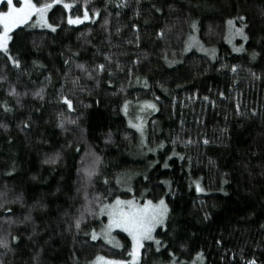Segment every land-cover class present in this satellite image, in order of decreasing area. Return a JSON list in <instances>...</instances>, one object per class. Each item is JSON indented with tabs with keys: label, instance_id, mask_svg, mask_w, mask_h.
Masks as SVG:
<instances>
[{
	"label": "trees",
	"instance_id": "obj_1",
	"mask_svg": "<svg viewBox=\"0 0 264 264\" xmlns=\"http://www.w3.org/2000/svg\"><path fill=\"white\" fill-rule=\"evenodd\" d=\"M65 2L74 7L67 12L56 5L48 13L49 23L59 25L55 33L26 27L13 31L10 54L21 60V69L0 53V105L7 102L12 108L5 112L0 107V125L5 126L0 127V193H6L2 199L7 200L22 196L21 202L6 205L11 212L0 209V235L7 236L13 249H0V260L89 264L97 255L129 260L131 241L124 234L116 235L123 246L116 249L92 241L83 231L75 236V229L66 231V221L85 203L76 191L78 169L95 153L102 163L89 198L91 193L108 195V202L116 196H135L139 202L164 198L169 206L166 229L155 233L166 247L157 252L153 242L146 243L140 264H170L173 256L180 264H247L253 258L264 264V0H141L138 17L136 0H128L127 8L108 7L112 14L107 30L102 27L107 15L104 0ZM153 4L162 12L157 13ZM85 7L90 17L93 8L100 9L95 22L68 25L67 16H82ZM238 16L245 17L249 39L238 40L245 50L234 53L235 45L225 38L226 22ZM193 20L198 26L194 35L204 47L216 50L214 59L183 51L193 34ZM166 27L171 30L158 38ZM105 55L119 61L123 71L115 70L113 63L112 86L105 72L97 87L75 65L107 63ZM70 57L72 63L65 65ZM137 58L140 62L134 64ZM169 61L177 62L169 66ZM65 72L80 75L85 85L72 97L74 112L56 102L61 85L65 93L72 87ZM41 87L43 101L33 96ZM12 88L21 95H10ZM125 100L130 101L127 115L121 111ZM146 101L155 103L158 111H141ZM61 110L77 121L65 123L66 130L57 127ZM138 116L144 122V145L128 124L139 123ZM24 122L30 127L23 128ZM189 139L192 144H186ZM173 149L178 155H172ZM56 153L60 158L55 164L44 163ZM165 161L168 168L163 167ZM196 182L204 191H196ZM29 213L31 223L5 222L22 220ZM88 224L99 229L98 221L88 218ZM12 236L18 240L12 242Z\"/></svg>",
	"mask_w": 264,
	"mask_h": 264
},
{
	"label": "snow or ice",
	"instance_id": "obj_2",
	"mask_svg": "<svg viewBox=\"0 0 264 264\" xmlns=\"http://www.w3.org/2000/svg\"><path fill=\"white\" fill-rule=\"evenodd\" d=\"M141 0H136L137 8L135 11V15L138 17L140 15L139 4ZM87 3V0H85ZM105 8L104 11L107 13L103 19L102 27L107 30V26L109 24L108 16L112 13L108 12V7L113 6L117 9L127 8L129 7L128 0H104ZM0 4H4L6 7V11H0V53H3V56L7 58V61H10L12 66L16 69H21V60L18 57L12 56L10 54L9 42L13 40L12 33L18 27L23 25H27L30 28L40 27L47 28L51 32L55 33L59 25H54L49 23L48 21V13L49 11L56 5H62L64 10L70 11L73 7V3L65 2V0H0ZM171 8V6H169ZM153 8L157 13L162 12V9L156 7L153 4ZM116 15L119 16L120 12L117 11ZM100 16V9L93 8L92 16L89 15V10L85 7L83 11V15H73L67 16V24L68 25H80L85 21L95 22V18ZM239 21V25H237L236 21ZM31 21V23H29ZM147 22V21H146ZM227 35L226 39L229 43L232 40L239 37L240 40L247 42L249 36L245 32V28H247V24L245 23L244 16H238L234 19L227 20ZM189 27L193 34L189 35L187 41L184 44V52L190 51L192 48H196L199 51H203L206 54L210 55L213 59L216 56V50L214 48L208 49L205 48L201 41L194 35L198 31V26L196 21H191ZM134 31L137 32L136 35V46H139V35H138V26L132 25ZM169 28H164L159 31L158 38L164 39L166 31H170ZM120 28L116 29V33L119 34ZM111 36V33H109ZM110 42V40H109ZM129 44L133 43V41L129 40ZM244 45L241 44L239 47L233 46L234 52H243ZM78 55V53H73V56ZM256 53H253V58H255ZM104 59L107 63H98L92 67L86 66L83 63H77L75 67L80 70V72L84 75V77L88 80L95 81L97 87L100 84L101 76L107 72L109 77L108 84L109 87L112 86L111 77L114 72L111 67L113 63H115V70L123 71L122 65L119 61H113L111 56L105 55ZM139 58L133 61L134 64H138ZM177 61H169V66H172L173 63ZM36 63L35 61L33 62ZM72 63L71 57L65 60V65H70ZM43 67V65H40ZM232 72H236V66H232ZM132 74V69H128V75ZM255 76V74L253 73ZM257 79L259 77H256ZM47 80H51V77H46ZM64 79L66 82H70L72 87L68 89V92H64V85H61V89L57 95V103H62L67 106L68 112H74L76 109L73 105V99L76 95L77 91H84L85 85L81 83L80 75H70V72L64 73ZM139 80V78H137ZM143 86L145 88L149 87L147 79L143 81ZM123 89L121 88V91ZM166 91V90H165ZM10 95L14 97H19L21 94L16 91L15 88L10 90ZM27 93H24L26 95ZM223 95V94H221ZM34 98H37L41 101L45 98V88L41 87L38 90L33 92ZM159 100V97H156ZM205 101H208L209 98L207 96L203 97ZM19 103V100H17ZM130 101L125 100L124 104L121 108L127 115L128 106ZM89 105H85L88 107ZM0 107L3 108L5 112L12 111V108L9 107L7 102H4ZM145 108L151 109L152 111H158L157 105L151 102H144V105L141 108L143 111ZM237 111H239V106L237 105ZM31 117H29V120ZM139 123H134L132 120L128 121L129 127L135 129L141 137V144H145V131H144V122L141 117L136 118ZM58 124L57 127L62 130L65 129V123L76 124V119L69 118L65 111L61 110L58 113ZM183 123V122H181ZM0 127H5L4 125H0ZM30 127L29 122L23 123V128ZM111 138V134L109 133V139ZM173 145H175L176 141H172ZM193 141L191 139L186 141V144H192ZM210 141L205 138L203 139V144L207 145ZM164 144L161 143L159 148H163ZM79 151V149H77ZM149 151H154L153 149H149ZM173 156L178 155L173 149ZM91 161L82 160L81 168L78 169V182L79 187L76 189L78 194H82V198L85 201L81 205L80 208L76 210L77 214L71 216V218L66 221L67 228L66 231L72 232L75 229L73 235H77L80 232H84V235L90 236L92 241H96L98 239H103L105 243L112 244L113 247L121 248L123 247L119 242L115 241V237L112 236L113 231L119 230L122 233H126L127 237L131 240V249L128 251V256L131 257L130 260H122V259H108L103 256L97 255L94 261H90L89 264H140V250L144 247L145 242H153L156 245V251L159 252L161 247H166L163 245L161 240L157 239L154 233H156L158 228L166 229L167 222L170 218V209L168 204L166 203L164 198H160L158 201L154 202L151 199L145 200L144 202H139L133 196L131 199H121L119 196H116L110 202H108V195H102L99 193H91V198H89L90 193L89 189L94 187V178L97 177L100 173V164L102 163L101 158L95 153L91 154ZM60 158V154L56 153L53 156H50L44 160L46 164H55ZM171 159V157H169ZM180 159L183 160L184 157L180 156ZM164 168H168L169 164L165 161ZM11 175V173H8ZM147 179V177H145ZM122 181L120 179L117 180V184H120ZM167 183V182H165ZM223 183H227V180H224ZM104 184H108V179H104ZM108 194H111V189L106 190ZM127 191H132L131 188H128ZM196 191L202 192L204 189L201 188L199 182H196ZM6 193H0V209H3L6 213L11 212L12 209L6 207L7 204L17 203L22 201V196H18L15 199L7 200L2 199L6 197ZM68 213H65L67 216ZM106 217V222L101 218ZM88 218H91L93 221L99 222V231H97L96 227H92L88 224ZM208 213H205V219H208ZM6 223L11 226L13 223L27 224L32 222V217L30 213L25 215L22 220H12L7 219ZM84 226L89 227V231H84ZM261 227H264L262 225ZM33 234H36L35 226H33ZM10 235V233H9ZM31 238V237H29ZM18 237L12 236L11 241H17ZM221 241L217 240V244H220ZM0 249L6 251H13L10 247V241L7 236L0 235ZM170 256H173L172 253H169ZM35 259V258H34ZM0 264H4L3 260H0ZM170 264H180V262L173 256ZM247 264H257L256 259L253 258L247 261Z\"/></svg>",
	"mask_w": 264,
	"mask_h": 264
},
{
	"label": "rangeland",
	"instance_id": "obj_3",
	"mask_svg": "<svg viewBox=\"0 0 264 264\" xmlns=\"http://www.w3.org/2000/svg\"><path fill=\"white\" fill-rule=\"evenodd\" d=\"M5 2H6V0H5ZM7 9H6V7H5V5L4 4H0V11H6ZM67 12H68V10H66ZM50 12V11H49ZM85 22H89V21H85ZM84 22V23H85ZM29 23H31V21L29 22ZM81 25V24H80ZM72 26H78V25H72ZM21 27H26L27 29H29V30H41V31H50L49 29H47V28H40V27H35V28H30V27H28L27 25H23V26H21ZM238 40H240V38L239 37H237V38H235L234 40H232L231 41V43H232V45L234 44L236 47H239L240 46V44L237 42ZM245 43V42H244ZM244 43H243V45H244ZM229 45H231L230 43H228ZM205 48H207V47H205ZM209 49V48H208ZM190 51H196L197 53H199V54H201V55H204V56H207V57H209V58H212L210 55H208V54H206L205 52H203V51H199V50H197L196 48H192ZM190 51H188V52H190ZM233 51V50H232ZM234 52V51H233ZM234 53H240V52H234ZM136 110V108H134V111ZM138 112L140 113V109L138 108ZM122 199V198H121ZM127 199H131V198H127ZM142 203V202H141ZM105 218V222H106V217H104ZM158 229H162V228H158ZM157 229V230H158ZM97 231H99V229L97 230ZM124 234V235H126L127 236V234L126 233H122V232H120L119 230H115V231H113V233H112V236L113 237H115V241H117V242H119L117 239H116V235L117 234ZM154 235H155V233H154ZM130 239V238H129ZM98 240H101L102 242H104V240L103 239H98ZM131 241V240H130ZM150 242V241H149ZM149 242H145V244L146 243H149ZM105 243V242H104ZM120 243V242H119ZM105 244H107L108 246H110V247H112V248H116V247H113V245L112 244H109V243H105ZM121 244V243H120ZM116 249H120V248H116ZM142 250H143V248L140 250V259H141V253H142ZM109 259V258H108ZM131 259V257L129 258V260ZM94 261V260H93Z\"/></svg>",
	"mask_w": 264,
	"mask_h": 264
}]
</instances>
